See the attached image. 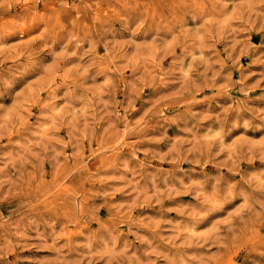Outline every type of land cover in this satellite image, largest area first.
<instances>
[{"label": "rangeland", "instance_id": "obj_1", "mask_svg": "<svg viewBox=\"0 0 264 264\" xmlns=\"http://www.w3.org/2000/svg\"><path fill=\"white\" fill-rule=\"evenodd\" d=\"M0 264H264V0H0Z\"/></svg>", "mask_w": 264, "mask_h": 264}]
</instances>
